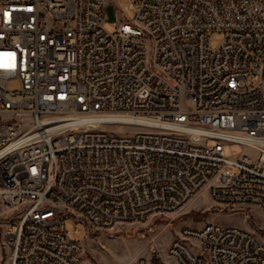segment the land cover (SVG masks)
Wrapping results in <instances>:
<instances>
[{
    "label": "built area",
    "instance_id": "obj_1",
    "mask_svg": "<svg viewBox=\"0 0 264 264\" xmlns=\"http://www.w3.org/2000/svg\"><path fill=\"white\" fill-rule=\"evenodd\" d=\"M131 5L122 23L111 0H0V264H92L68 219L141 223L204 189L264 214V0ZM168 254L264 264V239L212 222Z\"/></svg>",
    "mask_w": 264,
    "mask_h": 264
},
{
    "label": "rangeland",
    "instance_id": "obj_2",
    "mask_svg": "<svg viewBox=\"0 0 264 264\" xmlns=\"http://www.w3.org/2000/svg\"><path fill=\"white\" fill-rule=\"evenodd\" d=\"M134 0H111L115 6L116 21L134 23L137 9L132 7ZM116 21L107 19L105 27L116 31ZM225 39L223 31L209 33L208 42L212 46L221 44ZM209 143L216 140L209 139ZM228 155L232 151L254 153L250 147L240 144H225ZM238 225L255 231L264 239V214L257 206L248 208L229 207L212 199L204 189L192 197L185 205L175 211L157 214L141 223H122L109 229H87L81 222L66 221L73 239L83 242L85 259L92 264H132L139 257L147 259L148 264H178L168 254V246L183 227H201L206 223ZM82 225L78 234L75 229ZM1 226V225H0ZM0 229V243L3 235ZM0 257L2 254L0 253Z\"/></svg>",
    "mask_w": 264,
    "mask_h": 264
},
{
    "label": "water",
    "instance_id": "obj_3",
    "mask_svg": "<svg viewBox=\"0 0 264 264\" xmlns=\"http://www.w3.org/2000/svg\"><path fill=\"white\" fill-rule=\"evenodd\" d=\"M110 10H111V11H113V8H112V7H110Z\"/></svg>",
    "mask_w": 264,
    "mask_h": 264
}]
</instances>
